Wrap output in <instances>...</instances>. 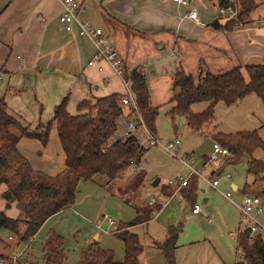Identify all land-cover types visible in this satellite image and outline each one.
<instances>
[{
	"label": "crops",
	"instance_id": "1",
	"mask_svg": "<svg viewBox=\"0 0 264 264\" xmlns=\"http://www.w3.org/2000/svg\"><path fill=\"white\" fill-rule=\"evenodd\" d=\"M255 1L257 4L247 13L245 21L223 31L210 26L212 20L219 22L225 20L216 17V0H186L185 4L174 0H98V7L90 16L85 14V5L79 6L83 11L79 14L80 16L76 11L72 29L66 31L56 20L59 11L58 0H0V80L2 79L3 87L8 94L10 89H18L15 80L17 77L38 83L40 90L39 93L36 92L35 104L32 108L38 112L41 105H44L51 115L53 106L62 96L66 95V101L72 103L86 96L90 92L91 84L95 89L98 88L99 81L103 85L99 94L116 92L122 95L116 91L119 90L116 85L119 76L104 60L92 59L94 45L91 39L77 33V24L84 19L101 28L126 70L139 65L130 58L125 48L128 27L135 28L134 30L139 33L148 31L153 33L152 40L157 48H161L163 43H167L170 47L177 44L191 45L189 42L194 43L199 39L205 43L200 44L203 48L200 47L199 50L212 48L224 57L226 54L231 56L232 61L229 63L232 64L231 67L261 63L264 60V0ZM191 8L195 9L203 24H195L184 16V13ZM195 54L196 68L200 60L207 64L201 55ZM182 56L184 61V55ZM49 79L51 81L47 82L46 80ZM5 91L0 98L5 102L7 111L32 127V124L25 123L26 118L22 117L27 113L23 103L12 98L6 100ZM72 91L73 97L71 96L72 101H70L68 96ZM148 93L150 102L159 106L152 102L149 89ZM166 96L165 101L169 98L168 95ZM21 107L23 109H19ZM122 111L124 113H121L116 120V128L122 114L126 118L128 116L125 106H122ZM39 122L44 121L38 119L33 126ZM115 136H121L117 129ZM133 136L137 141L138 139L141 141L140 144L145 148L144 150L151 146L146 144L138 127L135 128ZM112 140L113 138H110V141ZM16 149L27 159L32 168L45 173L54 174L64 167V156L54 122L50 125L44 144L36 138L20 136L16 141ZM204 157L205 154L202 159L203 165L206 164ZM132 170L133 177L137 171L133 168ZM213 172L214 168L211 165L209 167L211 176L214 175ZM226 176L229 177V175ZM105 182L106 178L98 173H94L88 180L79 179L73 202L46 217L36 231L25 240H19L14 233L0 229V253L12 255L21 250L20 258L39 259L41 244L48 232L52 231L62 237L63 264H74L85 245L109 248L113 259L121 260L123 244L111 231L118 221L130 220L135 210L133 204L124 202L116 193V188L122 187L129 182L128 180L124 182L118 179L109 187ZM229 184L232 190L239 189L234 181H230ZM243 185L239 189L240 198L237 205L241 202ZM3 189L4 186L0 184L2 197H4ZM158 192L161 196L160 189ZM144 194L136 206H142L148 195H152L150 191L147 192L146 197ZM227 196L230 197V193ZM206 200V197H202L203 202ZM195 201L194 197L193 202ZM187 204L192 216L198 214L200 207L197 212H192L191 203L187 202ZM2 205L4 208L5 201ZM163 205L164 203L147 221L130 226L137 236L139 234L142 241V249L137 254V264H166L161 250L152 242L163 241L167 235L168 226L176 229V238H178L180 229L170 221L160 219L159 213ZM102 213L108 214L114 222L109 224L106 219L101 218ZM239 227L240 223L237 229ZM23 229L24 224H20L19 231L22 232ZM233 238H235L234 235ZM233 253H236L235 239ZM227 258L226 246L218 248L216 244L213 245L204 237L184 240L179 238L178 242L175 240V264H228Z\"/></svg>",
	"mask_w": 264,
	"mask_h": 264
},
{
	"label": "trees",
	"instance_id": "2",
	"mask_svg": "<svg viewBox=\"0 0 264 264\" xmlns=\"http://www.w3.org/2000/svg\"><path fill=\"white\" fill-rule=\"evenodd\" d=\"M216 3L224 5L228 2L216 0ZM256 4L255 0H238L236 18H228L223 22L212 20L210 26L216 30H229L245 21V16ZM123 73L129 78V88L145 128L154 134L157 105L150 102L143 70L134 67L130 70L124 69ZM170 82L172 86L178 87V91L169 96L168 100L173 103L166 111L173 129L174 117L180 116L190 128L200 130L211 118L216 101L229 105L249 93L255 94L264 107V60L256 64L234 65L217 73L205 70L198 81H194L190 73L178 66L171 73ZM120 96L111 92L93 98H81L75 103L76 111L70 113L66 109L64 95L53 106L51 117L32 127L11 115L0 98V184L4 186L3 191L9 193V197L2 193L5 199L4 208L13 202L19 213L8 216L4 209H0V229L14 233L19 240H25L46 217L73 202L79 179L88 180L94 173H98L106 178L105 183L109 187L116 183L129 166L138 164L145 148L133 135L114 137L116 120L122 113ZM201 100L207 101L206 105L200 110H193L192 103ZM53 122L64 156V167L54 174H48L30 166L27 159L17 151L16 141L20 136H25L36 138L44 144ZM261 127L264 131V121ZM212 130L208 133L210 138L225 147L229 153L226 163H236L242 156H246V172L254 178L264 180V162L251 156L255 148L264 147V142L255 129L233 132ZM110 138L113 140L110 141ZM142 177L143 171L139 170L126 186L116 188V193L124 202L129 201L123 194L128 188L137 186ZM246 184L242 191L246 189ZM178 191L183 200L192 203L196 191V177H189ZM171 192L170 186L161 190L164 196ZM133 206V217L128 221H118L111 231L123 244L121 260L113 259L109 248L85 245L74 264H137V254L141 251L142 244L130 226L147 221L151 218L152 211L158 210L160 205L154 203ZM20 224H24L22 232L19 231ZM175 240L176 229L168 226L164 240L152 242L161 250L166 264H175ZM61 242L60 235L48 232L41 244L40 258L27 260L26 257H21L19 264H63ZM235 252L240 254L236 264L239 261L240 264H264V239L260 233L248 237V226L244 225L235 237ZM9 256L0 253V261L9 263Z\"/></svg>",
	"mask_w": 264,
	"mask_h": 264
},
{
	"label": "rangeland",
	"instance_id": "3",
	"mask_svg": "<svg viewBox=\"0 0 264 264\" xmlns=\"http://www.w3.org/2000/svg\"><path fill=\"white\" fill-rule=\"evenodd\" d=\"M75 1L79 2L80 6L85 5L84 10L87 16L93 14L98 7V0ZM82 11L83 9L79 7L77 9L78 15ZM84 21L94 26L89 20H81V22ZM134 29L128 27V39L125 43V48L130 58L134 59L136 64L138 63L140 65H137L138 67L142 68L145 74L147 87L150 90L152 102L159 105L157 106V114L155 117L154 133L157 142L151 145L147 150H144V154H142L140 158L139 165L142 166L144 171L143 179L137 186L128 188L123 196H127L128 203L137 205L143 193H145L144 196L146 197L147 192L150 191L152 195L156 196L158 200L157 203L160 206L161 203H164L159 213L161 216L160 219L170 221L176 228L180 229L178 231V238H176L177 242L179 238L180 240H184L185 238L204 237L213 245L216 244L218 248L226 246L228 253L227 263L232 264L234 261L238 260L239 255L237 252L235 254L233 253V242L235 238H233L234 234L232 233L236 231L238 223L248 224L247 219L240 214L237 208V203L240 198L239 189H241L245 182L247 183V187L242 192H253L260 198L262 209L256 215L255 221L262 227L264 226V180L258 179V177L254 178L253 175L246 173V156H242L236 163H226L225 160L229 154L219 156L215 160H209L208 154L210 152V144L213 140L208 133L212 128L213 130L215 129L221 132L255 129L264 142V131L261 127L264 121L263 104L253 93H249L236 103L229 105L224 104L222 101H216L213 105L211 118L200 130L190 128L180 116L174 117L173 123L175 124V129H173L171 119L166 114L167 109L173 102L171 100L165 101V99L167 97L166 95L171 96L178 91V87L172 86L170 82V75L174 69L179 66L185 72L190 73L194 81H198L199 76L203 74L205 70L211 73H217L231 67L232 64L229 63L232 61V58L229 55L227 56V54L225 55L226 57H224L223 54L220 55L212 48H207L202 51L199 50L200 47L203 48L200 44H205L199 39L194 43L193 41L189 42L191 45L177 44V46L170 47L167 43H163L161 48H157L156 45L154 46L152 40L153 33L150 31L139 33ZM195 53L201 55L207 64L200 60V64L198 68H196L197 61ZM182 55H184L183 60L185 62L182 61ZM15 80L17 81L18 91L16 88L10 89V94H8L3 87L1 79L0 95L5 91L4 95H6V100L12 98L13 100H19L23 103V106L27 110V113L22 112L25 113L22 115V117L26 118L25 123H30L33 126L38 119L40 121L49 119L51 117V112L48 113L44 105H41V109L38 112L32 108L35 104L34 97L37 95L36 92L39 93L40 90L39 84L34 81L30 82L29 79L24 80L18 77ZM46 81L50 82L51 79ZM116 85L119 87V90L116 91L123 94L125 88L119 77ZM102 86L100 81L96 89L93 87V84H91L90 92L82 98H93L103 95L104 93L99 94ZM72 94L73 91L72 93L70 92L68 96L69 100ZM67 101V111L74 113L76 111L75 103L78 100L72 103ZM206 103L207 101L205 100L197 101L192 103L191 108L193 110H200ZM19 109H23V107ZM122 113H124V111H122ZM126 121L127 118L124 114L118 119L116 129L120 135L123 134ZM137 127L138 131L143 133L142 127L140 125H137ZM174 137H177L180 143L174 154L170 155L163 147L168 141H172ZM186 153H190L187 160L189 167L199 171L197 176L192 175L196 177L195 202L198 203L200 207L198 214L193 216L187 207V202L181 198L177 190L179 187L176 188V184H168V180L172 179L175 174H181L182 176L186 175L188 168L179 161ZM204 154L205 165L202 164ZM251 156L259 158L264 162V148H255ZM211 165L214 168V172L212 173L214 174L213 176L209 173V167ZM133 174L134 171L131 166H129L118 179L124 182H127V180L130 181ZM226 175H229V177ZM154 177H158V183L156 185H150V181ZM210 178H215L217 180V183L213 187L208 184ZM117 180L115 182H117ZM230 181H234L239 189L232 190L229 184ZM127 183L123 186H126ZM165 186H170L172 188V194L169 196H160L158 189H160L161 192ZM225 192L230 193V197L225 196ZM2 193H4V191H2ZM202 197H206L207 200L203 202ZM4 201V197L0 195V209H4L6 215L16 216L19 214L17 209L13 206V202L10 203L9 207L3 208L2 204ZM143 205H145V202ZM259 233L264 239V232L260 231ZM138 240L142 244L139 234ZM222 242H224V244Z\"/></svg>",
	"mask_w": 264,
	"mask_h": 264
},
{
	"label": "built area",
	"instance_id": "4",
	"mask_svg": "<svg viewBox=\"0 0 264 264\" xmlns=\"http://www.w3.org/2000/svg\"><path fill=\"white\" fill-rule=\"evenodd\" d=\"M177 3L185 4L186 0H174ZM228 3L224 5H217L215 8V13L217 19H228V18H236L238 13V0H226ZM59 3V11L56 15V20L62 25L64 30L69 31L72 29L73 23L75 22V16L76 11L79 8L80 4L79 2L75 0H58ZM184 16L186 18H189L192 20L195 24H203V21L200 20L196 14V11L194 8H191L187 10L184 13ZM77 33L80 35L87 36L89 39H91L93 45H94V52L92 53V59L95 60H104L110 68L113 70V72L119 76L125 91L119 98V103L122 106H125L127 108V121L126 126L123 131V134L121 136L117 137H125L128 135H133V132L135 131V128L137 125H140L143 129V137L145 139V142L147 145H154L157 142L155 134H151L144 126L141 117L137 111L136 104L133 100L130 88H129V78L126 76L124 72V65L121 60V58L116 53L113 46L106 40V37L101 31V28L98 26H91L87 21L84 22H78L77 24ZM100 68V67H98ZM139 144L141 141L138 139L137 141ZM180 141L177 137H174L172 141H168L164 145V149L170 154L173 155L175 150L177 149V146L179 145ZM229 154L227 149L223 146H221L217 141H212L210 144V152L208 154L209 160H215L219 156L227 155ZM190 156V153H186L182 158L179 159L183 163L184 166L188 168V171L186 175L182 176L181 174H175L172 179L168 180L169 185L176 184V188L185 185L187 182V179L195 175L197 176L199 174L198 170H194L193 168L189 167L187 160ZM134 170L139 171L142 170V166L139 164L132 165L131 166ZM217 180L215 178H210L208 180V184L213 187L216 184ZM229 193L225 192V196H227ZM158 200L153 195H148L147 200L145 201V205H152L154 203H157ZM160 202V201H159ZM161 203V202H160ZM162 204V203H161ZM237 208L242 216H244L248 224H241L240 227L232 234L236 237L237 232L240 228H242L244 225L248 226V237L255 233H259L260 231L264 232V226H259L256 221V215L261 211L262 205L260 198L255 193H243L241 202L237 205ZM199 209V205L196 202L191 203V211L197 212ZM156 210L152 211V214ZM101 218H104L108 221L109 224H112L114 222V219L110 217L106 213L101 214ZM26 245V244H25ZM23 251V250H22ZM239 254V253H238ZM21 255V250L15 252L14 254L9 256L10 262L7 264H19V258ZM240 254L238 255V259ZM0 264H4L0 261Z\"/></svg>",
	"mask_w": 264,
	"mask_h": 264
},
{
	"label": "water",
	"instance_id": "5",
	"mask_svg": "<svg viewBox=\"0 0 264 264\" xmlns=\"http://www.w3.org/2000/svg\"><path fill=\"white\" fill-rule=\"evenodd\" d=\"M117 138V136H115ZM158 181V177H154L151 181H150V185H155L156 182ZM264 191V189H263ZM3 195L5 197H9V193L7 191H4ZM241 263V261H239V264Z\"/></svg>",
	"mask_w": 264,
	"mask_h": 264
}]
</instances>
